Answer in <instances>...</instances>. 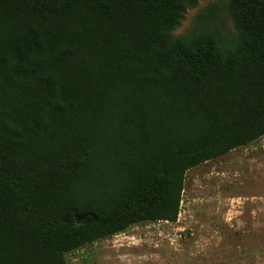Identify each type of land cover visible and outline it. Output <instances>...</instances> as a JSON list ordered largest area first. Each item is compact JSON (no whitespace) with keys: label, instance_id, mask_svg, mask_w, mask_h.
<instances>
[{"label":"trees","instance_id":"obj_1","mask_svg":"<svg viewBox=\"0 0 264 264\" xmlns=\"http://www.w3.org/2000/svg\"><path fill=\"white\" fill-rule=\"evenodd\" d=\"M198 1L0 0V264L175 222L186 171L264 136V0L174 37Z\"/></svg>","mask_w":264,"mask_h":264},{"label":"rangeland","instance_id":"obj_2","mask_svg":"<svg viewBox=\"0 0 264 264\" xmlns=\"http://www.w3.org/2000/svg\"><path fill=\"white\" fill-rule=\"evenodd\" d=\"M233 31L225 0H199L174 37L190 33L209 4ZM66 264H264V136L185 173L175 222L133 225L66 255Z\"/></svg>","mask_w":264,"mask_h":264},{"label":"water","instance_id":"obj_3","mask_svg":"<svg viewBox=\"0 0 264 264\" xmlns=\"http://www.w3.org/2000/svg\"><path fill=\"white\" fill-rule=\"evenodd\" d=\"M89 216V214H83V215H78L75 217L76 220V225H80L81 221H83L84 219H86Z\"/></svg>","mask_w":264,"mask_h":264}]
</instances>
